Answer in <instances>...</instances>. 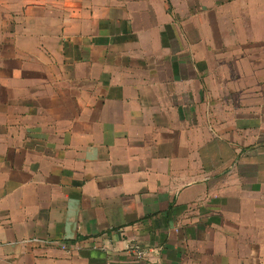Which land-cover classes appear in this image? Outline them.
Here are the masks:
<instances>
[{
	"label": "crops",
	"instance_id": "0c3cea01",
	"mask_svg": "<svg viewBox=\"0 0 264 264\" xmlns=\"http://www.w3.org/2000/svg\"><path fill=\"white\" fill-rule=\"evenodd\" d=\"M0 264H264V0H0Z\"/></svg>",
	"mask_w": 264,
	"mask_h": 264
},
{
	"label": "built area",
	"instance_id": "2783aa9c",
	"mask_svg": "<svg viewBox=\"0 0 264 264\" xmlns=\"http://www.w3.org/2000/svg\"><path fill=\"white\" fill-rule=\"evenodd\" d=\"M30 242L31 243H38L39 241L37 239H34ZM130 248H131V252L134 255V258H136L135 259L136 261H141L144 258L146 252H145V250L141 249L140 246L133 245ZM61 249L66 251L67 253H72L75 251V250H71L67 244H61Z\"/></svg>",
	"mask_w": 264,
	"mask_h": 264
}]
</instances>
